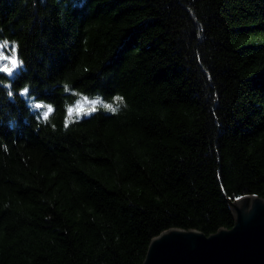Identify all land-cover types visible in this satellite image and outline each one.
<instances>
[{
  "label": "trees",
  "instance_id": "1",
  "mask_svg": "<svg viewBox=\"0 0 264 264\" xmlns=\"http://www.w3.org/2000/svg\"><path fill=\"white\" fill-rule=\"evenodd\" d=\"M4 37L0 264H143L264 198V0H0ZM73 90L128 106L69 119Z\"/></svg>",
  "mask_w": 264,
  "mask_h": 264
},
{
  "label": "water",
  "instance_id": "2",
  "mask_svg": "<svg viewBox=\"0 0 264 264\" xmlns=\"http://www.w3.org/2000/svg\"><path fill=\"white\" fill-rule=\"evenodd\" d=\"M232 205V228L168 229L152 239L143 264H264V198L245 195Z\"/></svg>",
  "mask_w": 264,
  "mask_h": 264
},
{
  "label": "clouds",
  "instance_id": "3",
  "mask_svg": "<svg viewBox=\"0 0 264 264\" xmlns=\"http://www.w3.org/2000/svg\"><path fill=\"white\" fill-rule=\"evenodd\" d=\"M10 41L8 40L7 37H4L2 40H0V48H7L9 46ZM13 46H15V42H11ZM65 88L68 89V85H65ZM73 95L77 96L78 99L75 102V104H77V102L81 101L84 97L88 98L89 102L95 101V110L94 111H98L100 109H103L105 112H109L113 115L118 114L122 108H127V101L125 100V98L120 95L119 93L114 94L111 97V100H106L103 96V94L97 92L94 94H91V98H89L88 94H84V93H80L77 92L75 90H73ZM91 107V104H88ZM72 105H69L67 102L65 103V108L68 109L69 107H71ZM94 111H90L87 113H84L85 115L91 114Z\"/></svg>",
  "mask_w": 264,
  "mask_h": 264
},
{
  "label": "snow or ice",
  "instance_id": "4",
  "mask_svg": "<svg viewBox=\"0 0 264 264\" xmlns=\"http://www.w3.org/2000/svg\"><path fill=\"white\" fill-rule=\"evenodd\" d=\"M20 61H18L16 53H15V46L12 48V52L10 55H4L2 51H0V71L6 72L9 75L13 73V70L18 67ZM27 88L24 89V93H27ZM86 104H91V107H88L85 109ZM95 101L89 102L87 97H84L81 101L77 102L75 106H71L67 109L68 118L71 119L73 113L75 112L77 116H79L81 113H87L90 111L95 110ZM35 107L37 108H44L46 109L43 112V118L47 119L50 115V113L53 111V108L51 105H42V104H36Z\"/></svg>",
  "mask_w": 264,
  "mask_h": 264
},
{
  "label": "rangeland",
  "instance_id": "5",
  "mask_svg": "<svg viewBox=\"0 0 264 264\" xmlns=\"http://www.w3.org/2000/svg\"><path fill=\"white\" fill-rule=\"evenodd\" d=\"M4 49H5V48H0V51H2V52L4 53V52H5ZM4 55L7 56V55H10V54H7V53L5 54V53H4ZM13 74H14V70H13V73H12L11 75H13ZM24 94H26V93H24ZM88 107H90V105L86 104V105H85V109H87ZM83 114H84V113H81L80 115H83Z\"/></svg>",
  "mask_w": 264,
  "mask_h": 264
}]
</instances>
